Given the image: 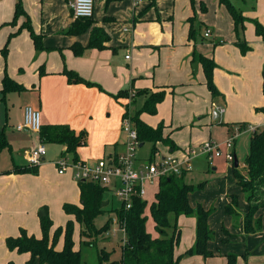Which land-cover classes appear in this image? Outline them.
Wrapping results in <instances>:
<instances>
[{
  "label": "crops",
  "instance_id": "1",
  "mask_svg": "<svg viewBox=\"0 0 264 264\" xmlns=\"http://www.w3.org/2000/svg\"><path fill=\"white\" fill-rule=\"evenodd\" d=\"M16 1L0 0V130L1 138L6 142V145L0 147V221L5 215L24 218V214L30 213L32 217H29V224H22L26 229L19 227L23 219L0 223V237L5 240L7 237L17 236L20 229L28 234L34 233L32 235L36 237L40 236V225L38 226L33 214L44 203L49 205V215L55 219L51 201L38 197L42 187L54 191L52 203L56 207L60 208L64 203L80 205L78 183L67 172L59 174L55 165L56 159L65 149L63 144L46 143L45 154L40 163H30L29 151L40 139L38 133L15 128L22 120L25 105L40 112L41 126L66 125L76 133L83 130L86 133L85 144L89 139L90 147L80 151L78 147L76 156L86 163H93L124 148V134L119 129L121 111L109 120V126L100 142H91L83 128L86 126L89 129L93 120L100 116L106 100L104 92L118 93L123 89L126 93L119 97L124 98L128 97L127 92L130 90L145 91V101L149 93L164 90V97L156 105V109L161 107L164 99L171 102L175 95H181L191 106L183 120L176 123L172 113L158 124L162 125L163 137L171 141L173 147L157 143L169 147V152L174 154L192 146V132H197L196 126L209 129L213 122L209 125L206 122L210 120L220 122L222 118H233L238 105H245L246 108L253 106L255 110L264 104L261 76L264 56L251 62L236 63L238 52L231 45L236 40V35L232 32L234 23L227 8L219 0H195L199 9L202 1L208 6L209 10L205 13L198 7H192L190 0H94V12L89 20L73 18L70 0H19L27 16L19 15L12 24L9 22L13 18ZM231 2L237 7L246 4V0ZM193 14L196 22L204 26L205 23L210 25L211 34L203 36L204 39L213 40L214 44L222 41L220 36H228L230 39L231 42L222 46L227 51L223 60L218 58V51H213L211 56L205 49L202 52L196 41L188 39V18ZM244 16L247 18L244 24H249L252 19ZM27 18L32 31L40 35L41 48L35 47L27 28L22 26ZM257 36L264 42L263 37ZM5 44L7 51L3 56L1 49ZM73 47H78L80 54H75ZM194 51L216 60L212 79L220 92L219 96L212 98L208 88L206 90L200 85L197 87V83H205V77L201 64L192 60ZM194 62L197 63L195 70ZM64 70L75 72L82 79L92 82V85L68 79ZM5 73L24 89L2 93V78ZM233 74L239 75L241 79L234 78ZM243 89L246 93L243 100L230 98L234 94L242 96ZM222 92L226 94V98ZM197 94L203 97L200 98ZM137 97L130 105L135 104ZM218 106L223 108L222 112L217 111ZM210 107V120L200 121L203 113H208ZM255 113L264 116L263 113ZM154 115L142 112L139 118L149 126L156 127L159 118ZM237 127L239 130L234 140V155L236 141L244 128L226 126L225 139ZM258 129L262 130L264 127ZM183 131L189 133V137L184 140L180 137ZM210 134L209 131V137L205 136V140H213ZM69 156L72 157V154ZM207 165L209 166L208 162ZM17 166H35L37 173H17L14 171ZM211 166L215 169L214 165ZM244 167L243 162L241 172H244ZM193 171L194 166L185 173L184 179L188 183H200ZM151 193H155L154 190ZM28 197L29 200L26 199ZM40 209L46 212L44 207ZM240 209L242 212L246 210L243 203H240ZM235 211L236 214L226 211L229 216H223L222 230L220 222L214 224L213 217L208 216V225L211 230L214 229L212 238L207 242V249L212 252L208 257L200 254L182 255L194 244L196 219L195 216L186 218L185 215H179L177 218L184 217L187 220H182L181 223L179 221V229L175 226L179 232V240L173 249V258L180 256L177 264H228L227 256L232 253L238 255L235 264H264V257L255 255L258 249L264 248V229L257 230V240H253L254 235L250 236L251 233L243 230V214ZM262 217L264 224V215ZM232 222H236V226ZM9 251L14 253L16 250ZM244 252L248 254L245 261L240 257ZM5 254H0V264L13 258Z\"/></svg>",
  "mask_w": 264,
  "mask_h": 264
},
{
  "label": "trees",
  "instance_id": "2",
  "mask_svg": "<svg viewBox=\"0 0 264 264\" xmlns=\"http://www.w3.org/2000/svg\"><path fill=\"white\" fill-rule=\"evenodd\" d=\"M219 2L227 8L232 17L235 29L237 30L240 26L242 27L247 18L242 14L240 9L230 0H219ZM21 14L26 15L21 2L17 0L13 18L9 23L14 24L17 17ZM188 23V39L195 41L200 32L201 23L196 22L194 16L188 18ZM253 23L256 34L264 38L262 24L257 20H253ZM22 26L27 28L35 47L41 48L40 35L32 31L28 18L23 22ZM238 45L242 52L249 49V46L242 42H239ZM6 51L7 46L5 44L1 49L3 56H5ZM73 51L75 54H80L81 52L78 47H73ZM192 60L201 64L205 83L212 98L219 96L220 92L217 90L212 79L213 70L216 67L214 60L202 54H197L195 51L193 52ZM64 73L70 80L92 85V82L82 79L75 72L64 70ZM261 76L262 94L264 96V65L261 70ZM23 89V86L11 79L6 73L4 74L2 78V93L7 91H21ZM137 92V95L145 93V91ZM124 93H126V90L122 89L117 95L121 96ZM163 97L164 90L149 93L142 108L130 115L136 127L140 143L143 144L146 141L152 143L151 153L155 150L154 148L157 142L167 144L171 148L173 147L171 141L163 137L162 125L151 127L139 118L142 112L153 114L156 110V105L162 101ZM255 111L264 114V104L256 107ZM127 113L128 108L126 107V113L123 116ZM239 127L244 128V126ZM1 135L2 131L0 130V147L6 145ZM38 135L39 139L44 143L63 144L65 146L63 152L72 154L74 159L77 158V148L86 143V133L83 130L76 133L66 125L41 126ZM244 164V172H241L237 169L238 165L234 166L233 161V170L236 183L246 196L248 202V211L244 216V231L246 233H254L261 227L260 221L256 220L254 215L258 209L264 208V129L254 128L251 131ZM14 171L17 173H37V168L35 166H17L14 168ZM184 175L185 173H182L179 176L163 177L159 180L154 193V200L148 207L157 236H152L146 229L147 217L144 214L148 206L146 200H135L129 209L120 207L114 210L117 222L123 228L125 235L122 260L120 262L110 260V254L101 250L98 254L99 264H177L180 256L174 259L173 249L178 243L179 232L176 231L171 218H177L179 215L188 216L194 214L196 219L194 244L182 255L200 254L203 257L212 255V252L207 249V242L213 235L208 225L209 212L201 206H198L194 211L188 201L189 193L202 188L203 183H188L185 181ZM78 186L80 190V205L69 203L62 205L63 211L73 218L68 219L64 227L59 226L55 230L51 240L49 238V231L53 222L45 214L44 216H40L41 237L28 234L24 229H20V233L17 236L6 238V246L10 250H16L19 253H29L30 260L28 264H34L36 259L44 264H82L80 250L74 249L72 239L73 219L84 226V229L80 230V236H85L89 230H94V219L104 211L105 207H102V203L104 202V189L101 186L88 181H78ZM235 207L236 202L232 200L226 206V211L230 214H236ZM107 225L108 223L104 224L103 227ZM169 229H171V234L168 233ZM60 234H63L64 244L63 248L58 250L55 248V241ZM227 263L235 264V256L232 254L228 255ZM5 264L15 263L8 260Z\"/></svg>",
  "mask_w": 264,
  "mask_h": 264
},
{
  "label": "rangeland",
  "instance_id": "3",
  "mask_svg": "<svg viewBox=\"0 0 264 264\" xmlns=\"http://www.w3.org/2000/svg\"><path fill=\"white\" fill-rule=\"evenodd\" d=\"M195 0L191 1V6L199 9L198 2H194ZM231 1V0H230ZM236 6V5H235ZM237 7V6H236ZM240 9L242 14L248 16L252 20L249 24H244L242 27L240 26L235 29L233 26L232 32H234V35H236V40L230 41L228 36H220L221 42L216 41V44L213 40L205 41L206 39L203 38V31L206 28H209L210 25L208 23H205V26L201 23L200 32L197 35L196 38V45L201 47V51L203 52L204 49L213 56V51H218V58L221 60L224 59V55L227 53L225 47H222L226 43L231 42V45L237 49L238 52V58L236 60V63L241 62H251L253 59H257L261 56H264V42L263 39L258 37L255 32V26L253 23V20H257L261 22L264 28V0H246V4L240 5V7H237ZM201 12L205 13L208 12L209 8L207 5H204V1L200 3V9ZM210 13V12H209ZM195 14H193L194 16ZM239 42L244 43L245 45L249 46V49L245 52H242L240 46L238 45ZM195 43V42H194ZM221 47L222 49L219 50L218 48ZM218 49V50H217ZM201 52V54H202ZM198 53V52H197ZM215 60V59H214ZM216 62V60H215ZM217 63V62H216ZM237 64V65H238ZM234 78L241 79L239 75L233 74ZM214 83V81H213ZM215 84V83H214ZM197 87L203 86L206 90L207 87L205 86V83H197ZM200 85V86H198ZM133 89H135L133 87ZM260 92H261V86H260ZM146 93V92H145ZM144 93V94H145ZM175 93H177L175 91ZM225 95L224 92H222ZM243 95L240 94H234L233 96H230V98H240L243 100L245 98L246 93L243 89ZM106 96V100L104 102V107L101 110L100 116L93 120V123H91V126L89 129L86 128V126H83V128L86 130L88 137L90 136V140L100 142L103 140V135L105 134V130L109 126V120H111L112 116H115L116 113H119L121 111V119H120V125L121 120L123 118V115L126 113V107L128 108V112L130 115L135 113L137 110H140L144 103V94L137 95V91L130 90L127 92L128 97H119L116 93H107L104 92ZM198 97L202 98L203 96L201 94H197ZM136 102L135 104H131L132 100L134 101L135 97ZM174 101V105H173ZM171 102L164 101L161 103V107L156 109V111L153 113L154 116H158V122L156 125L161 122L162 119H165L166 117L170 116L173 113L174 121L176 123H180L184 115L186 114L187 110L191 106L183 100V97L180 95H175V99ZM215 103V102H214ZM215 105H218L215 103ZM223 106V105H222ZM262 106V105H260ZM259 106V107H260ZM136 107V109H135ZM212 108L210 107L208 113H203L200 121L210 120V110ZM172 110V112H171ZM149 114V113H147ZM149 114V115H153ZM210 122H213V126L209 127V129H205L204 126H196L197 132H192V146L197 150V156L193 159L192 165L194 166V173L195 177H197L198 182L204 183L203 187L200 189L193 190L189 193L188 200L190 206L195 211L198 206H201L204 208V210L209 212V216L213 217V223H219L220 222V229L222 230L223 224L222 219L223 216H229L226 212V206L229 205V203L234 200L236 202L235 210L239 214H245L248 211V202L246 199V196L242 193L241 189L239 188L238 184L236 183L235 176H234V170H233V161L228 162L225 160L223 156L216 157L213 160V165L215 169H212V166L207 165L206 161V155L202 151V143L205 140V136L209 137V131L211 132L210 136L213 138V140L217 143L225 139L227 136V128L233 127V126H244V129H242V132L240 136L238 137L236 141L235 146V155L236 159L238 161L237 169L241 171L242 169V163L244 162L245 156L248 151V145H249V137L251 134V131L249 127L252 128H262L264 127V116L258 115L255 113V110L253 106H250V108H246L245 105H238L236 107L235 114L233 118L224 119L222 118L220 122H215L213 120H210ZM119 125V129H120ZM208 130V131H207ZM123 134V133H122ZM181 139H187L189 137L188 131H183V133L180 134ZM206 141V140H205ZM89 139L87 140V144L82 145L79 147V150L85 149L88 150L90 146H88ZM46 144V143H45ZM157 150V153L159 155L166 154L169 152V147L165 146L162 143H157L155 148ZM152 151V143L151 142H144L141 148L137 150L136 156L139 157V160L142 162H147L149 153ZM222 151L224 149L222 148ZM69 173V176L72 180L75 181L77 184L78 181L75 180L72 177V173L70 170L67 171ZM36 174V173H32ZM187 179H185L186 181ZM54 185V184H52ZM150 187V188H149ZM156 184L153 183V185L148 186L147 188V195H146V201H147V207L144 211V214L147 217L146 220V229L147 231L152 235L155 236L157 234L154 223L152 221V218L149 214V205L154 200V193H151V190L156 191ZM54 191L49 188H41L39 190V196L40 198L49 199L51 201V208L53 211H55V219L50 217L49 211L50 207L47 203L42 204V206L37 207L34 211V216L37 219L38 226L40 225V216L38 215V212L41 207H44L46 209V214L48 217L52 220L53 224L49 231V238L50 240L53 238L55 230L62 226L64 227L68 219H72L73 217H68L67 214L63 211L62 206L56 207L52 201V197L54 195ZM27 200L30 199V197L26 198ZM103 200L107 201L108 204L105 206V209L102 213L97 215L94 219V230H89L88 233L85 234V236H80V230L84 229V226L81 225L79 222L75 221L73 219V231H72V239L74 242V249L80 250V256H81V262L82 264H99L98 261V254L101 250H104L105 252L110 254V260H116L121 261L123 256V239H125V235L123 230L121 229L120 225L117 222V217L115 215L114 210L119 208V201L116 198H110L109 194L105 192L103 194ZM240 203H243V205L246 207V210L242 212L240 209ZM264 215V208H260L256 211L254 218L256 220L260 221L261 227L258 231L261 229H264L263 224V216ZM195 215H188L186 218L194 217ZM29 217H32L30 213L24 214L23 216L18 215H11V216H3V220L0 221V223H4L7 220H22L21 224H19L20 228L26 229L22 224L28 223L29 224ZM231 217V216H230ZM232 218V217H231ZM182 220H187L184 217L180 218H171L172 224H174L178 229L181 227L179 224V221L181 223ZM108 223V227L104 226V224ZM232 225L236 226V222H232ZM243 226V225H242ZM103 227V228H101ZM101 228V229H99ZM41 229V228H40ZM114 230V232H113ZM244 230V227H243ZM214 233V229L212 230ZM245 232V231H244ZM168 233L171 234V229L168 230ZM233 233V232H232ZM259 232L251 233L250 236H253V240H257V235ZM34 234V233H32ZM235 234V233H234ZM15 237V236H12ZM41 237V233L40 236ZM221 242V240H220ZM222 242H226L225 240H222ZM64 244V237L63 234H60L57 240L55 241V248L60 250L63 248ZM5 252V255L13 256L10 260L13 261L15 264H28V261L30 260V254L23 252L19 253L17 251H14V253H10L9 248L5 244V239L0 237V254ZM230 255V254H228ZM232 255L235 256V262L238 258V255L235 253H232ZM255 255L264 257V248L258 249L255 252ZM248 254L246 252L241 253L240 257L245 261ZM16 260H15V259ZM264 263V262H263ZM34 264H44L41 263L38 259L35 260Z\"/></svg>",
  "mask_w": 264,
  "mask_h": 264
},
{
  "label": "built area",
  "instance_id": "4",
  "mask_svg": "<svg viewBox=\"0 0 264 264\" xmlns=\"http://www.w3.org/2000/svg\"><path fill=\"white\" fill-rule=\"evenodd\" d=\"M69 7L75 19L92 18L94 12V0H70ZM211 30L206 28L203 36L208 37ZM218 112L223 108L218 106ZM16 130H29L39 133L41 128L40 112L30 105H25L22 112V120L15 125ZM120 129L124 134L123 150L102 157L93 163H86L78 158L70 157L63 152L55 161L57 172L63 174L71 171L72 177L77 181H88L101 186L104 193L110 198L119 201V208L129 209L135 200H145L148 186L156 184L163 177L179 176L192 170V161L197 156V150L190 146L174 154L168 152L159 155L155 149L148 157L147 162H140L136 153L140 147L136 127L129 112L123 116ZM251 131L254 128H249ZM239 128L223 142L206 140L202 143V151L206 155L209 166L213 165L216 157L223 156L226 161L234 160V140ZM224 148V151H222ZM45 154V143L41 140L29 151V161L32 165L40 163ZM155 192V190H154ZM108 203V202H107ZM123 230V228H121ZM114 232V230H113ZM124 232V231H123ZM125 239H123V244Z\"/></svg>",
  "mask_w": 264,
  "mask_h": 264
},
{
  "label": "water",
  "instance_id": "5",
  "mask_svg": "<svg viewBox=\"0 0 264 264\" xmlns=\"http://www.w3.org/2000/svg\"><path fill=\"white\" fill-rule=\"evenodd\" d=\"M196 66H197V63H195L194 62V64H193V69L195 70L196 69ZM142 144L140 143V146H141ZM234 166H237L238 165V161H237V159H236V156L234 155ZM107 205V201H104L103 203H102V207H105ZM38 214H39V216H44L45 214H46V212H45V210L44 209H40L39 210V212H38Z\"/></svg>",
  "mask_w": 264,
  "mask_h": 264
}]
</instances>
